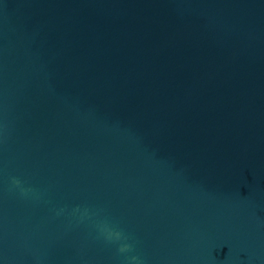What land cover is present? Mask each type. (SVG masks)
Instances as JSON below:
<instances>
[{
	"label": "water",
	"instance_id": "1",
	"mask_svg": "<svg viewBox=\"0 0 264 264\" xmlns=\"http://www.w3.org/2000/svg\"><path fill=\"white\" fill-rule=\"evenodd\" d=\"M0 264H264V0H0Z\"/></svg>",
	"mask_w": 264,
	"mask_h": 264
},
{
	"label": "clouds",
	"instance_id": "2",
	"mask_svg": "<svg viewBox=\"0 0 264 264\" xmlns=\"http://www.w3.org/2000/svg\"><path fill=\"white\" fill-rule=\"evenodd\" d=\"M116 235H117V240H119L120 237H121V234L117 232ZM126 250H127V246H123V247H121V249H120L121 252H124V251H126Z\"/></svg>",
	"mask_w": 264,
	"mask_h": 264
}]
</instances>
